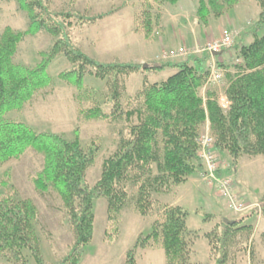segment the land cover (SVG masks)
<instances>
[{"label": "rangeland", "instance_id": "obj_1", "mask_svg": "<svg viewBox=\"0 0 264 264\" xmlns=\"http://www.w3.org/2000/svg\"><path fill=\"white\" fill-rule=\"evenodd\" d=\"M43 1L52 14L71 15L64 21L58 19L64 23L75 47L101 63L177 64L189 60L190 56L202 59L208 54L202 67L208 78L200 88V95L206 100L207 92L215 89L219 91V104L220 98L226 97L229 79L241 72L240 48L253 43L252 26L262 11L256 0H238L219 17L212 12L205 24L198 15L201 0H180L176 4L161 0ZM40 18L46 16L40 15ZM34 21L19 0H0V41L7 30L25 34L17 45L13 61L26 69L36 68L46 60L58 39L47 26H40L43 20L38 24ZM227 33L232 35L233 45L218 54L209 53L207 44L222 40ZM214 64L223 73L219 83L209 79ZM77 66L79 63H72L60 51L48 65L50 85L39 90L21 111L9 112L6 116L10 121L25 123L37 133H55L69 141L75 139L78 130L82 147L96 152L94 164L87 170V181L95 186L107 160L120 154L123 146L132 141V128L143 122L145 88L166 81L178 68L111 73L101 78L95 75L92 65H87L80 88L75 80L65 76ZM115 81L120 92L117 110L112 102ZM95 104L105 113L115 111L116 115L109 119L79 117L80 107ZM229 104L220 105L227 109ZM208 133L213 137L209 144L205 141ZM197 140L203 170L184 182L163 176L158 163H163V149L159 160L151 163V172L143 177L150 185L152 199L146 214L137 209V186L133 183L128 185V198L116 217L109 211L107 198L95 200L94 236L85 246L80 264H125L126 253L141 235L152 232L167 206H179L188 212L182 237L188 264H217L224 251L225 264H264V154L242 152L235 159L211 131L209 121L200 127ZM210 162L214 165L213 171ZM44 168L45 155L34 146L19 157L1 162L0 196L9 194L16 200L33 201L38 212L36 231L43 261L61 264L73 248L76 236L58 192L37 184ZM158 176L159 185H155ZM224 185L243 203L242 211L230 206L223 192ZM225 218L239 222L234 224L223 244L220 239ZM162 242L159 238L146 247H138L137 264H167ZM24 256L27 264H38L29 250H24ZM0 264L20 263L0 257Z\"/></svg>", "mask_w": 264, "mask_h": 264}, {"label": "trees", "instance_id": "obj_2", "mask_svg": "<svg viewBox=\"0 0 264 264\" xmlns=\"http://www.w3.org/2000/svg\"><path fill=\"white\" fill-rule=\"evenodd\" d=\"M19 1L34 22L38 24L43 20L40 26H47L58 39L49 57L33 69L13 61L17 45L25 34L7 30L0 41V163L19 157L30 146L44 153L45 168L37 184L58 192L76 236L73 248L61 264L81 263L85 246L94 236V203L98 197L108 199L109 211L116 217L128 198V185L133 183L137 186L138 211L141 214L148 212L152 199L148 190L150 185L143 177L151 172V163L159 160L162 149L163 163H158L164 177L184 182L202 171L197 134L205 122H210L211 131L235 159L242 152L264 154V0H256L262 11L252 26L255 39L253 43L241 46L239 51L241 72L229 79L225 89L230 103L227 109L219 104V91H208L206 100L200 95V88L208 78L202 68L208 54L202 59L190 56L189 60L177 64L101 63L75 47L64 23L58 19L64 21L70 14H52L43 0ZM161 1L176 4L180 0ZM237 3L238 0H201L198 15L206 24L207 16L212 12L219 17ZM40 15L46 18L39 19ZM60 51H64L72 63H79L65 76L75 80L80 88L87 65H92L95 75L101 78L111 73L161 70L169 66L178 68L166 81L145 88L143 122L132 128V141L123 146L120 154L107 160L95 186L88 183L87 170L94 164L96 152L82 147L78 130L75 139L69 141L55 133H37L25 123L10 121L6 116L9 112L21 111L39 90L50 85L52 77L48 65ZM191 61L196 65H191ZM119 93L115 81L112 102L116 110L120 107ZM115 115V111L105 113L97 104L79 108V117L85 119H109ZM155 179L158 181L155 185H159L160 177ZM37 213L30 199L16 200L9 194L0 196V257L27 264L24 250H29L38 264H45L36 231ZM187 216L186 209L167 206L154 223L152 232L141 235L126 253L125 264H137L135 250L159 238L166 250L167 264H188L182 238L187 228ZM222 223L220 242L224 244L234 224ZM225 261L224 251L217 264H225Z\"/></svg>", "mask_w": 264, "mask_h": 264}, {"label": "built area", "instance_id": "obj_3", "mask_svg": "<svg viewBox=\"0 0 264 264\" xmlns=\"http://www.w3.org/2000/svg\"><path fill=\"white\" fill-rule=\"evenodd\" d=\"M233 37L232 35H230L229 33L225 34L224 38L222 40H216L213 42H210L207 44L206 49L209 51V53H215L218 54L220 52H222L223 50L229 49L232 45H233ZM216 64H214L211 68H212V72L210 74V81L213 83H219L221 81V78L223 76L222 71L220 72L219 70H217L215 68ZM220 104L227 107L229 102L227 97H221L220 98ZM205 141L206 143L209 144V142H213V137L211 135H209V133L205 136ZM211 144V143H210ZM208 159H210L208 157ZM210 167L211 170L213 171V167L214 165L211 164L210 162ZM223 192L225 193V195L229 198L230 200V206L233 207V209L235 211H242L243 210V203L238 202L233 195L231 194V192L229 191L228 187L226 185H224L223 188Z\"/></svg>", "mask_w": 264, "mask_h": 264}, {"label": "water", "instance_id": "obj_4", "mask_svg": "<svg viewBox=\"0 0 264 264\" xmlns=\"http://www.w3.org/2000/svg\"><path fill=\"white\" fill-rule=\"evenodd\" d=\"M224 222L226 223V224H229V225H232V224H234V222L235 221H233V220H229V219H224Z\"/></svg>", "mask_w": 264, "mask_h": 264}, {"label": "crops", "instance_id": "obj_5", "mask_svg": "<svg viewBox=\"0 0 264 264\" xmlns=\"http://www.w3.org/2000/svg\"><path fill=\"white\" fill-rule=\"evenodd\" d=\"M185 42H183V44H184Z\"/></svg>", "mask_w": 264, "mask_h": 264}]
</instances>
